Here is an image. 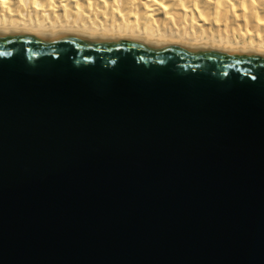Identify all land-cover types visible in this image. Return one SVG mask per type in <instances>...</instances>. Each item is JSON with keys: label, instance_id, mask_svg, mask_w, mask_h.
<instances>
[{"label": "water", "instance_id": "obj_1", "mask_svg": "<svg viewBox=\"0 0 264 264\" xmlns=\"http://www.w3.org/2000/svg\"><path fill=\"white\" fill-rule=\"evenodd\" d=\"M0 264H264V53L0 32Z\"/></svg>", "mask_w": 264, "mask_h": 264}, {"label": "bare ground", "instance_id": "obj_2", "mask_svg": "<svg viewBox=\"0 0 264 264\" xmlns=\"http://www.w3.org/2000/svg\"><path fill=\"white\" fill-rule=\"evenodd\" d=\"M0 32L140 38L264 53V0H0Z\"/></svg>", "mask_w": 264, "mask_h": 264}]
</instances>
